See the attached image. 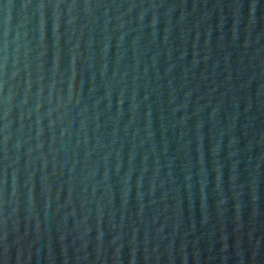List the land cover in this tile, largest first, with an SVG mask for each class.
I'll list each match as a JSON object with an SVG mask.
<instances>
[{
  "label": "water",
  "instance_id": "obj_1",
  "mask_svg": "<svg viewBox=\"0 0 264 264\" xmlns=\"http://www.w3.org/2000/svg\"><path fill=\"white\" fill-rule=\"evenodd\" d=\"M0 264H264V0H0Z\"/></svg>",
  "mask_w": 264,
  "mask_h": 264
}]
</instances>
